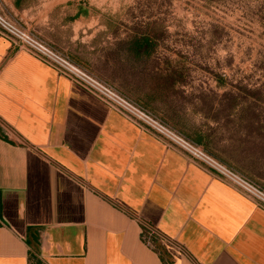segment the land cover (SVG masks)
<instances>
[{
	"label": "crops",
	"instance_id": "0c3cea01",
	"mask_svg": "<svg viewBox=\"0 0 264 264\" xmlns=\"http://www.w3.org/2000/svg\"><path fill=\"white\" fill-rule=\"evenodd\" d=\"M0 9L107 60L84 0ZM139 220L179 247L158 256ZM0 264H264V208L0 33Z\"/></svg>",
	"mask_w": 264,
	"mask_h": 264
},
{
	"label": "rangeland",
	"instance_id": "374dc122",
	"mask_svg": "<svg viewBox=\"0 0 264 264\" xmlns=\"http://www.w3.org/2000/svg\"><path fill=\"white\" fill-rule=\"evenodd\" d=\"M84 1L107 60L83 67L264 189V0Z\"/></svg>",
	"mask_w": 264,
	"mask_h": 264
},
{
	"label": "built area",
	"instance_id": "2783aa9c",
	"mask_svg": "<svg viewBox=\"0 0 264 264\" xmlns=\"http://www.w3.org/2000/svg\"><path fill=\"white\" fill-rule=\"evenodd\" d=\"M0 33L18 48L28 51L52 66L60 74L102 100L135 125L161 139L169 147L178 150L193 162L210 170L221 180L229 183L258 206L264 208V189L257 183L208 154L201 146L183 136L144 106L115 90L14 18L0 13ZM139 224L141 242L158 256L162 257L161 250L167 246L179 247L155 226L144 220H139Z\"/></svg>",
	"mask_w": 264,
	"mask_h": 264
},
{
	"label": "trees",
	"instance_id": "16d2710c",
	"mask_svg": "<svg viewBox=\"0 0 264 264\" xmlns=\"http://www.w3.org/2000/svg\"><path fill=\"white\" fill-rule=\"evenodd\" d=\"M131 40L128 45V49L133 51L135 55H140L142 53L148 54L150 52L151 44L149 43V38L142 34L136 33L134 36L127 37Z\"/></svg>",
	"mask_w": 264,
	"mask_h": 264
}]
</instances>
